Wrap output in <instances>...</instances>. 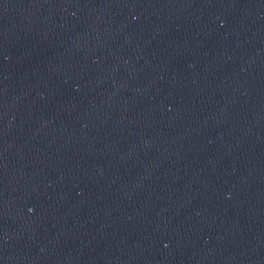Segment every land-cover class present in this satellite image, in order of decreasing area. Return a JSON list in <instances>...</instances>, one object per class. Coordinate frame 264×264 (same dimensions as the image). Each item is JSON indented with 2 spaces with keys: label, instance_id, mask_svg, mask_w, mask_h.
<instances>
[{
  "label": "water",
  "instance_id": "obj_1",
  "mask_svg": "<svg viewBox=\"0 0 264 264\" xmlns=\"http://www.w3.org/2000/svg\"><path fill=\"white\" fill-rule=\"evenodd\" d=\"M0 264H264V0H0Z\"/></svg>",
  "mask_w": 264,
  "mask_h": 264
}]
</instances>
